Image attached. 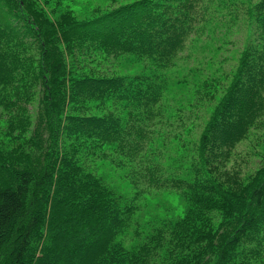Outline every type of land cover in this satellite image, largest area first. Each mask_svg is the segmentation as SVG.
Segmentation results:
<instances>
[{
    "label": "trees",
    "instance_id": "1",
    "mask_svg": "<svg viewBox=\"0 0 264 264\" xmlns=\"http://www.w3.org/2000/svg\"><path fill=\"white\" fill-rule=\"evenodd\" d=\"M30 8L0 0V80L40 66L27 148L0 147V264H264V158L249 182L226 170L236 143L263 122L264 0H131L60 20ZM241 17L248 38L199 154L188 165H163L154 140L166 90L159 71ZM32 48L36 59L26 55ZM99 53L146 68L84 73ZM77 147L126 167L132 193L90 171ZM145 189L175 191L183 214L142 224Z\"/></svg>",
    "mask_w": 264,
    "mask_h": 264
},
{
    "label": "rangeland",
    "instance_id": "2",
    "mask_svg": "<svg viewBox=\"0 0 264 264\" xmlns=\"http://www.w3.org/2000/svg\"><path fill=\"white\" fill-rule=\"evenodd\" d=\"M129 1L131 0H25L31 6V13L36 12L57 20L66 15L84 18ZM218 26L210 36H203L188 44L175 59L174 65L159 71L166 81V90L163 99L164 114L154 124V140L161 149L159 155L165 166L188 165L199 154L201 133L237 67L248 38L249 27L243 17L229 30ZM82 52L86 53V50L83 49L80 53ZM29 54L34 59L39 56L36 48L29 50L26 55ZM99 55L95 62L88 64L86 61L82 65L84 73L129 74L146 68V63L130 57ZM39 70L40 66L36 62L26 72V77L0 80V97L3 96L0 102V147L7 148L14 154L27 148L28 137L33 128L38 106ZM262 120L258 127L251 129L236 143L226 164V170H237L238 175L245 178L246 182L254 178L263 162L264 115ZM82 149L83 147H77L75 153L85 159L90 171L120 193H132V185L124 174L126 167L119 168L111 158L105 156L95 161L86 156V152L80 154ZM106 155L110 156L108 153ZM182 214L183 202L175 191L145 189L142 192L139 218L142 224L163 218L176 220ZM129 242L135 243V240H128V244Z\"/></svg>",
    "mask_w": 264,
    "mask_h": 264
}]
</instances>
